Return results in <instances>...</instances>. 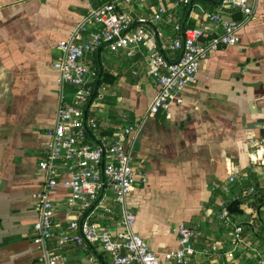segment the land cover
Instances as JSON below:
<instances>
[{
  "label": "crops",
  "instance_id": "1",
  "mask_svg": "<svg viewBox=\"0 0 264 264\" xmlns=\"http://www.w3.org/2000/svg\"><path fill=\"white\" fill-rule=\"evenodd\" d=\"M106 1L0 0V264H46L33 243L32 227L35 195L43 181L37 163L44 156L61 94L53 68L59 56L56 46L89 8ZM170 3L123 0L119 11L134 21L149 20L156 8ZM254 6L237 43L202 59L197 82L182 91L181 103L173 101L166 112L146 117L133 145L141 177H136L127 203L135 215L134 231L154 253L178 249L180 225L199 233L191 240L196 251L191 264H258L264 251V138L259 134L264 124L243 128L264 120V0ZM175 12L188 29H212L207 13L243 19L238 9L222 8L220 0H196ZM153 26L169 45L175 36L171 22ZM102 51L111 54L105 62H100ZM164 54L169 59L178 55L168 50ZM94 60L103 71L104 90L90 113L103 133L141 120L155 93L145 57L101 48ZM67 194L59 186L51 195L56 235L76 218L64 206ZM234 200L240 213H228V219L243 228V244L236 250L230 228L219 218L222 207ZM53 247L54 242L49 244ZM60 251L63 259L56 264H107L98 247L68 245ZM92 255L94 262L89 260Z\"/></svg>",
  "mask_w": 264,
  "mask_h": 264
},
{
  "label": "built area",
  "instance_id": "2",
  "mask_svg": "<svg viewBox=\"0 0 264 264\" xmlns=\"http://www.w3.org/2000/svg\"><path fill=\"white\" fill-rule=\"evenodd\" d=\"M193 1L196 0H171L170 7L156 8L149 20L134 21L129 13L119 11L123 0H108L89 8L69 36L57 44L59 56L53 68L59 75L61 94L54 125L47 131L49 141L44 145V156L37 163L43 181L35 195L37 217L32 227L33 243L46 264L62 260L60 250L68 245L98 247L110 264H191L196 255L191 240L199 233L180 225L178 249L154 253L134 231L135 215L128 207L127 197L136 177H141L132 151L144 119L159 110L166 112L173 101L181 103L182 91L197 82L200 61L212 51L237 43V33L252 19L257 0H220L222 8L242 13L240 22L207 13L205 20L212 29H184L175 10L185 9ZM162 20L170 21L175 32L169 45L162 43L164 36L153 26ZM101 48L113 54L124 51L127 56L145 57L155 89L144 117L112 134L103 133L90 113L104 90L94 68V56ZM165 50L178 55L169 59ZM67 88L70 91L66 92ZM63 174L67 175L64 180ZM233 180L230 176L229 181ZM59 186L68 190L64 206L69 212L75 211L76 218L56 235L51 195ZM219 218L230 228L233 249L240 248L241 225L229 221L226 206ZM101 220L111 223L103 224ZM53 242L55 247L49 248ZM89 260L94 262L96 257L92 255ZM258 264H264V251Z\"/></svg>",
  "mask_w": 264,
  "mask_h": 264
},
{
  "label": "water",
  "instance_id": "3",
  "mask_svg": "<svg viewBox=\"0 0 264 264\" xmlns=\"http://www.w3.org/2000/svg\"><path fill=\"white\" fill-rule=\"evenodd\" d=\"M243 121L245 122V120L243 119ZM264 124V120L263 119H259V120H256L252 123H249L247 126H244L243 128L244 129H256V128H259L261 126H263ZM259 134L264 138V129H259ZM239 205V201L237 200H234V201H231L227 207H226V210L229 214H237V213H240V211H237L235 209L236 206Z\"/></svg>",
  "mask_w": 264,
  "mask_h": 264
},
{
  "label": "rangeland",
  "instance_id": "4",
  "mask_svg": "<svg viewBox=\"0 0 264 264\" xmlns=\"http://www.w3.org/2000/svg\"><path fill=\"white\" fill-rule=\"evenodd\" d=\"M110 56H111V54H109V53H107L105 51H102L101 54H100V62H105ZM96 66H98V65H96ZM229 216L232 217L234 215H229ZM102 257L106 261L107 264H110L109 261H108V257L106 255H102Z\"/></svg>",
  "mask_w": 264,
  "mask_h": 264
},
{
  "label": "trees",
  "instance_id": "5",
  "mask_svg": "<svg viewBox=\"0 0 264 264\" xmlns=\"http://www.w3.org/2000/svg\"><path fill=\"white\" fill-rule=\"evenodd\" d=\"M99 5V3H95L94 4V6H98ZM183 28L184 29H188V27L187 26H185V25H183ZM96 70H97V72H98V75H99V81H98V84L100 85L101 83H102V78H103V71H102V69H101V67L99 66H95L94 67ZM69 90V89H68ZM70 91V90H69ZM109 134H111L110 132H108Z\"/></svg>",
  "mask_w": 264,
  "mask_h": 264
}]
</instances>
